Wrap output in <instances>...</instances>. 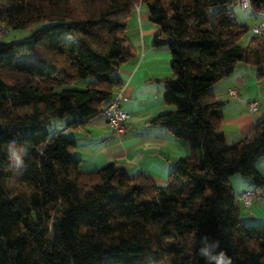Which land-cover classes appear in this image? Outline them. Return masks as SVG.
I'll use <instances>...</instances> for the list:
<instances>
[{"label": "trees", "instance_id": "obj_1", "mask_svg": "<svg viewBox=\"0 0 264 264\" xmlns=\"http://www.w3.org/2000/svg\"><path fill=\"white\" fill-rule=\"evenodd\" d=\"M157 27L154 48L171 55L163 100L151 122L187 140L165 185L129 175L114 162L85 171L75 139L53 119L79 126L100 115L136 55L129 21L140 3ZM234 0H0V264H209L202 238L218 242L231 264H264V224L245 223L232 175L264 187L261 120L229 144L213 86L246 62L264 79V34L238 43ZM256 14L264 0H250ZM262 16V15H261ZM22 161L15 164V157Z\"/></svg>", "mask_w": 264, "mask_h": 264}, {"label": "crops", "instance_id": "obj_2", "mask_svg": "<svg viewBox=\"0 0 264 264\" xmlns=\"http://www.w3.org/2000/svg\"><path fill=\"white\" fill-rule=\"evenodd\" d=\"M233 14L235 17L234 10ZM129 30L136 55L118 70L123 82L120 108L129 114L125 134L116 136L101 115L76 127L69 126L71 118H67L60 129L75 139L72 155L79 160L82 170H96L114 162L124 167L129 175L143 172L157 185H165L175 161L190 152L187 140L176 138L165 127L151 122L156 115L171 109L163 100L162 81L171 75V55L165 47L152 46L157 27L149 22L148 8L143 2L136 6ZM232 87L237 88L239 99L228 96ZM261 88L255 68L246 62L236 63L233 71L213 86L215 99L222 103L223 120L219 129L227 143L239 140L261 120L264 112ZM253 100L259 107L255 112L250 111L248 105ZM257 167L264 175V159ZM229 183L240 218L245 223L264 224V195L253 196L248 205L240 197L241 192L255 188L252 179L235 174L229 178Z\"/></svg>", "mask_w": 264, "mask_h": 264}, {"label": "built area", "instance_id": "obj_3", "mask_svg": "<svg viewBox=\"0 0 264 264\" xmlns=\"http://www.w3.org/2000/svg\"><path fill=\"white\" fill-rule=\"evenodd\" d=\"M233 7H239L241 10H251L250 0H234ZM229 15H233V10H230ZM262 19L260 22L255 24L251 27V30L255 34H264V13H261ZM6 27L0 24V38L5 33ZM122 89L120 88L116 95L114 96L113 100L107 104L101 111L100 115L106 119V122L109 128L116 136H121L125 134L127 131V121L129 118V114L120 108V102L122 100ZM228 96L231 99H239L238 90L236 87H232L228 90ZM249 110L255 112L258 110V102L257 101H250L248 103ZM264 195V187L256 186L253 190H246L241 192V199L243 202L248 205L251 198L253 196H262Z\"/></svg>", "mask_w": 264, "mask_h": 264}, {"label": "rangeland", "instance_id": "obj_4", "mask_svg": "<svg viewBox=\"0 0 264 264\" xmlns=\"http://www.w3.org/2000/svg\"><path fill=\"white\" fill-rule=\"evenodd\" d=\"M234 12L236 22H238L239 24L246 25L248 27V30L244 34H242L238 40L239 45L244 47L249 43L251 37L255 35V33L252 32L251 27L260 22L262 16L260 14L252 12L251 10H241L239 7H236L234 9ZM43 24L44 22H35L30 27L19 30H12L6 27L5 33L0 39H2L3 41H11L16 39L20 40L31 34L35 29L42 26ZM259 82L262 86V92L260 95L261 106H264V79L260 80ZM62 122V119H53L52 124L49 126L50 132H54L56 128L59 129L60 124Z\"/></svg>", "mask_w": 264, "mask_h": 264}, {"label": "clouds", "instance_id": "obj_5", "mask_svg": "<svg viewBox=\"0 0 264 264\" xmlns=\"http://www.w3.org/2000/svg\"><path fill=\"white\" fill-rule=\"evenodd\" d=\"M15 164L17 166L22 164L18 156L15 157ZM201 242L202 247L199 249V254L203 256L209 264H231V260L225 252H216V249L219 247L218 242H210L207 237H203Z\"/></svg>", "mask_w": 264, "mask_h": 264}]
</instances>
